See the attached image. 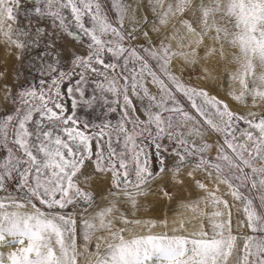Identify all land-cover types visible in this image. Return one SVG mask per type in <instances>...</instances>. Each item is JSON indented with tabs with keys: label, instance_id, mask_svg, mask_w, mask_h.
Instances as JSON below:
<instances>
[{
	"label": "snow or ice",
	"instance_id": "obj_1",
	"mask_svg": "<svg viewBox=\"0 0 264 264\" xmlns=\"http://www.w3.org/2000/svg\"><path fill=\"white\" fill-rule=\"evenodd\" d=\"M111 4L115 23L101 0H0V45L15 49L19 61L30 58L39 74L36 82L18 81L15 90L0 86L3 102L11 106L0 115V148L5 150L0 156V192L5 193L0 196V245H15L0 251V264H78V235L85 249L95 240L91 264H264V106L252 110L264 102V0ZM126 19L135 27L126 29ZM62 33L82 47L67 67L57 48ZM138 36L147 46L132 44ZM226 46L236 66L229 79L239 85L228 94L241 104L251 98L246 114L171 70L176 58L193 65L219 52L223 59ZM88 73L103 78L96 87L106 105L105 92L115 97L112 104L121 112L115 122L89 124L77 117L80 103L91 108L96 101L85 98L81 87ZM148 82L158 93L150 92ZM173 89L188 99L195 115ZM65 96L71 98V112ZM132 97L139 100L143 119ZM208 130L222 136V143L214 142V155ZM166 168L175 180L188 168L186 175L205 193L184 205L200 213L196 231L187 232L181 221L170 231L156 232L158 226L167 228L166 220H129L122 211L126 205L135 210L149 192L169 196L159 184L152 188ZM106 178L104 194L96 196L88 186ZM220 185L239 206L219 194ZM249 186L259 193V204L241 191ZM233 207L243 217L235 224ZM130 224L146 231L134 233L126 227ZM244 229L247 233L234 234Z\"/></svg>",
	"mask_w": 264,
	"mask_h": 264
},
{
	"label": "rangeland",
	"instance_id": "obj_2",
	"mask_svg": "<svg viewBox=\"0 0 264 264\" xmlns=\"http://www.w3.org/2000/svg\"><path fill=\"white\" fill-rule=\"evenodd\" d=\"M103 8L105 12L108 14L109 19L115 23L116 21V13L112 8L111 0H101ZM129 3L132 0H128ZM146 2V0H145ZM146 11V10H145ZM140 13H137V17L139 18ZM149 19H152L149 14ZM47 22H45L46 24ZM130 27H135V25H130L128 20H125V28L128 29ZM145 30H147L148 26L144 25ZM52 29L49 28V31ZM167 32L164 33L166 35ZM149 37H151L154 43H158L157 36L154 32L149 31ZM142 39V40H141ZM61 41L57 42V48L62 49V56L65 67H67L71 57L74 54L82 53L81 45L76 42L73 38L68 37L66 34H61ZM127 43V41H126ZM208 40H205V44H209ZM132 44L139 46L145 45L147 46V42L144 38L138 36L135 40L132 41ZM218 47V46H217ZM201 57H204V48L201 47L198 49ZM231 49L227 46L224 51V58L222 59L219 55V52L213 54L212 56L200 59L196 64L193 65H185L183 61L179 58L173 59L171 63V70L174 74L180 77L182 81L186 84H190L193 87L203 88L205 89L209 95L216 96L218 99L223 100L228 104L229 108L237 113L246 114L251 106V98L249 97L246 104H241L240 102L235 101L231 96H229V91L232 88H239L238 83L232 82L229 79V73L235 71V64L231 62ZM15 49L9 50L7 47L0 45V73H4V76L0 78V86L8 85L12 86L13 90H15L16 83L23 82L27 83L28 81L36 82L39 79V74L37 73L35 67L33 66V62L30 58H25L23 61H19L15 56ZM34 56L35 53H32ZM107 59L106 58V62ZM155 68V62L150 61ZM174 63V64H173ZM176 65V66H175ZM180 65V66H179ZM180 67V68H179ZM177 68V69H175ZM207 69V72H205ZM163 78V77H162ZM166 80V78H165ZM167 82V80H166ZM206 85V86H205ZM147 86L152 93H158V89L155 85H152L150 82L147 83ZM171 86V85H170ZM175 92V89H173ZM217 90V91H216ZM177 100L184 106L186 110L192 112L195 115L194 110L191 108V103L188 99L180 92H175ZM133 104L136 107V114L144 118L141 109L139 108L140 102L136 97H132ZM230 103V104H229ZM233 105V107H231ZM264 106V102H261V106L256 108H252L253 111L259 110L260 107ZM141 107V106H140ZM6 111H11V106L5 102H3L2 95H0V115H3ZM203 123V122H202ZM243 123H241L240 127H245ZM218 134V133H217ZM221 138L222 136L218 134ZM206 139L209 143H213V148L210 150V155H214L215 141L218 139L215 137L211 130L207 131ZM167 143V141H165ZM11 146V145H10ZM5 154V150L0 148V156ZM166 165L172 164V159L166 160ZM87 171V169H85ZM188 168L182 169L178 180L172 178L171 173L167 170L163 175V178L154 182L152 184V188H156L157 184L160 185L163 189H165L169 196H164L159 191L149 192L144 197L138 200V207L133 210L130 205H126L122 208V211L125 213L129 220H148L154 219L157 222L159 221H167V228L156 227L153 231H170L173 227H178L179 223L183 221L184 229L187 224L194 227L193 220L198 219L200 217L199 212H193L190 208L188 210L191 212L189 216L179 207H185V202L195 201L205 195V193L200 190L194 183L192 177H188L186 172ZM195 179L204 180L206 184H208L209 189L214 187L213 183H209V181L205 180L204 177L198 173H194ZM95 180V179H94ZM92 181L91 185L88 187L94 192L96 196H101L104 194V189L108 185V179H104L102 181ZM101 182V183H100ZM101 185V186H100ZM84 186L83 184L81 185ZM15 187V182L10 185V188ZM241 191L252 198H254L256 204H259V200L256 199L259 195L258 192L254 190H250L249 188H242ZM228 189L225 185H220V193L224 199L229 201L230 205H240L239 201H233L232 197L227 194ZM5 195V193L0 192V196ZM201 208H204V205H200ZM69 212L74 211L71 207L68 209ZM79 211V210H75ZM206 211H211L210 208L206 209ZM233 213V223L237 219H243L242 215L236 211V208H232ZM200 222L197 227H194L196 230L199 229L201 218H199ZM205 227H207V220H204ZM120 227H125V225L120 224ZM132 232L142 234L141 227L137 225H127ZM146 231V229H145ZM247 233V229L242 230L240 233H236L234 230V234L243 235ZM250 234V233H249ZM10 239V238H8ZM77 249L81 253L78 257V264H91L93 257L90 256L91 252L95 251V240L90 243L85 249L83 247L82 238L78 235L77 239ZM86 260V261H85Z\"/></svg>",
	"mask_w": 264,
	"mask_h": 264
},
{
	"label": "water",
	"instance_id": "obj_3",
	"mask_svg": "<svg viewBox=\"0 0 264 264\" xmlns=\"http://www.w3.org/2000/svg\"><path fill=\"white\" fill-rule=\"evenodd\" d=\"M76 79H78V76L73 77V79L71 81H68V82L64 83L62 85V87H61V91L62 92H66V89L69 86V84H73L74 85ZM97 81L103 82V78L102 77H98L94 73H88L86 82L81 85V87H83L84 90H85V98H91L92 96H95L97 104L92 106L91 108L88 107L86 109L83 108L82 110H80L81 105H82V103H80L78 105L77 109H76L77 117L81 121L87 120L89 122V124L103 122L102 117H104V115H106L108 113L107 109L110 106V104H112V101L115 99V97L112 96L111 99H108L109 102H110L109 105H106L104 103V101L100 98L101 92L96 87ZM77 98H78V94H77ZM64 100L66 101L65 102V104H67L66 106H68L69 110L71 111V108H70L71 98L65 96ZM102 105H106V109L102 108L101 107ZM113 107H117V111H118V109H119L118 105L114 104ZM117 111L115 113H117ZM215 137L218 140L221 141V138H220V136L217 133H215Z\"/></svg>",
	"mask_w": 264,
	"mask_h": 264
},
{
	"label": "bare ground",
	"instance_id": "obj_4",
	"mask_svg": "<svg viewBox=\"0 0 264 264\" xmlns=\"http://www.w3.org/2000/svg\"><path fill=\"white\" fill-rule=\"evenodd\" d=\"M166 35H168V33H166ZM142 40V39H141ZM177 45H176V42L175 41H172V47L173 48H175ZM174 64V63H173ZM176 66V65H175ZM180 66V65H179ZM180 68V67H179ZM175 69H177V68H175ZM206 86V85H205ZM217 91V90H216ZM230 104V103H229ZM136 107H137V105H136ZM231 107H233V105L231 106ZM139 108L141 109V107L139 106ZM213 134L215 135V133L213 132ZM95 181V180H94ZM99 182V181H98ZM101 183V182H100ZM101 186V185H100ZM181 210H183L185 213H187L189 216L191 215V212L188 210V208L187 207H182V206H180L179 207ZM199 218H201V216L199 217ZM199 218L198 219H194L193 220V224H194V227H197L198 226V224H199V222H200V220H199ZM194 227H192V226H190V224H187L186 225V227H185V230L187 231V232H192V231H196V229L194 228ZM145 231V229H143V228H141V232H142V234H143V232ZM8 238L6 237V240H7ZM13 247H15V245H13V244H10V243H5V244H3V245H0V251H3V252H8L9 250H11ZM86 261V260H85Z\"/></svg>",
	"mask_w": 264,
	"mask_h": 264
},
{
	"label": "flooded vegetation",
	"instance_id": "obj_5",
	"mask_svg": "<svg viewBox=\"0 0 264 264\" xmlns=\"http://www.w3.org/2000/svg\"><path fill=\"white\" fill-rule=\"evenodd\" d=\"M122 82V81H121ZM105 96H107L108 97V99H111L112 98V95L111 94H109V93H105L104 94ZM66 101L64 100V103H65ZM110 103V102H109ZM97 104V102L95 101V103L93 104V106L94 105H96ZM67 105V104H66ZM114 104H110V106H113ZM100 107V106H99ZM102 108H104V109H106V105H102L101 106ZM83 108H88L86 105H84L83 103H82V105H81V108H80V110H82ZM70 111V110H69ZM71 112V111H70ZM121 115V112H120V109H118V111H117V113H107L106 115H104V117H102V120L104 121V120H106V119H111L113 122H115V120L117 119V118H119V116ZM157 164H158V161H156V159H155V156H154V153H153V160H152V166H153V169H156V167H157Z\"/></svg>",
	"mask_w": 264,
	"mask_h": 264
}]
</instances>
